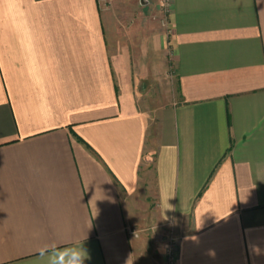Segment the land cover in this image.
<instances>
[{"label":"crops","instance_id":"1","mask_svg":"<svg viewBox=\"0 0 264 264\" xmlns=\"http://www.w3.org/2000/svg\"><path fill=\"white\" fill-rule=\"evenodd\" d=\"M171 236L264 264V0H0V264H162Z\"/></svg>","mask_w":264,"mask_h":264},{"label":"clouds","instance_id":"2","mask_svg":"<svg viewBox=\"0 0 264 264\" xmlns=\"http://www.w3.org/2000/svg\"><path fill=\"white\" fill-rule=\"evenodd\" d=\"M252 250L256 255L261 254L258 246H252ZM208 254L210 256L215 255L212 250H209ZM90 259V253L84 247L83 242L64 247L51 243L45 244L38 249L37 264H85Z\"/></svg>","mask_w":264,"mask_h":264},{"label":"rangeland","instance_id":"3","mask_svg":"<svg viewBox=\"0 0 264 264\" xmlns=\"http://www.w3.org/2000/svg\"><path fill=\"white\" fill-rule=\"evenodd\" d=\"M159 12L158 14L156 13L155 14V18L154 19H151L150 21L153 23V25L155 26V29H159L166 35L167 31H168V27H167V16H166V12H165V7L164 5L162 4L159 8ZM159 17V18H158ZM168 55V52L166 53L165 52V55ZM162 90V89H161ZM131 231H133L131 229ZM150 232V233H149ZM136 233V235H142V238L144 237H147L148 235L151 234V230L148 231V230H145V231H141V232H134ZM140 244L142 245V250H143V253H144V256H149L150 258V241H140Z\"/></svg>","mask_w":264,"mask_h":264},{"label":"built area","instance_id":"4","mask_svg":"<svg viewBox=\"0 0 264 264\" xmlns=\"http://www.w3.org/2000/svg\"><path fill=\"white\" fill-rule=\"evenodd\" d=\"M134 235L136 236V233H134ZM175 244L176 240L172 236L169 237L165 247L162 264H176Z\"/></svg>","mask_w":264,"mask_h":264}]
</instances>
